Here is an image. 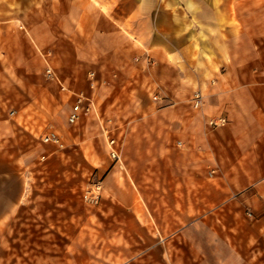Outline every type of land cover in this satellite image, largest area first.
Masks as SVG:
<instances>
[{
    "label": "crops",
    "instance_id": "1",
    "mask_svg": "<svg viewBox=\"0 0 264 264\" xmlns=\"http://www.w3.org/2000/svg\"><path fill=\"white\" fill-rule=\"evenodd\" d=\"M48 1L0 0V150L24 176L20 199L40 156L47 183L61 181L55 187L77 172L82 186L100 185L97 230H144L153 252L165 249L163 230H212L203 210L264 179V0H184L194 39L181 26L171 33L164 0ZM46 64L96 112L70 123L75 93L45 78ZM97 115L114 119L120 161ZM213 116L228 123L211 128ZM50 131L62 147L43 141ZM51 192L38 197L57 201ZM226 256L197 264H255Z\"/></svg>",
    "mask_w": 264,
    "mask_h": 264
},
{
    "label": "rangeland",
    "instance_id": "2",
    "mask_svg": "<svg viewBox=\"0 0 264 264\" xmlns=\"http://www.w3.org/2000/svg\"><path fill=\"white\" fill-rule=\"evenodd\" d=\"M164 1L171 14V33L183 34L177 29L181 26L194 39V25L186 23L184 16L192 9L190 2ZM28 12L33 15L32 10ZM137 44L145 50L144 44ZM149 53L157 62L151 50ZM143 56L145 53L140 58ZM1 156L0 150V184L7 185L0 186V264H197L242 253L251 263L264 264V179L230 202L203 210L201 221L212 230H163L165 249L153 252L146 250L144 230H97V204L87 197L96 183L82 186L79 172L74 175L79 178L67 184L70 187H55L61 181L55 186L47 183L46 172L38 170L45 161L39 156L33 161L38 163L27 169L30 186L20 199L25 190L24 176L12 165L5 167L6 157ZM48 190L57 201L38 197ZM10 195L19 197L20 202L9 204Z\"/></svg>",
    "mask_w": 264,
    "mask_h": 264
},
{
    "label": "built area",
    "instance_id": "3",
    "mask_svg": "<svg viewBox=\"0 0 264 264\" xmlns=\"http://www.w3.org/2000/svg\"><path fill=\"white\" fill-rule=\"evenodd\" d=\"M45 74L47 77L51 80H53L58 87L67 93L73 94L72 88H70L65 81L62 79L60 75L51 67L47 66ZM87 76L89 78V84L91 88H94L97 85V79L94 71H89L87 73ZM76 100L74 104L72 105L71 111L68 115V121L72 124L77 123L81 116L85 113H92L96 112L95 106L93 101L85 96L82 92L75 93ZM152 99L159 100L160 96L158 92H155L152 94ZM85 102V103H84ZM205 102V97L202 94L200 90H196L192 94V106L195 109H200ZM99 118V121H101V132L103 136L106 138L107 143L109 145V154L112 158L116 159L117 161H120V151L123 144L122 139H118L117 137V128L114 126V119L112 118H104L103 115H97ZM228 123V118L226 116H213L207 120V125L212 128H217L224 126ZM43 141L44 142H50L54 143L60 147L63 146V142L60 138V136L55 131H50L43 135ZM178 144L180 142L178 141ZM94 189L91 190L87 197L89 200L96 201L99 196L100 191V185L98 183L93 184Z\"/></svg>",
    "mask_w": 264,
    "mask_h": 264
}]
</instances>
